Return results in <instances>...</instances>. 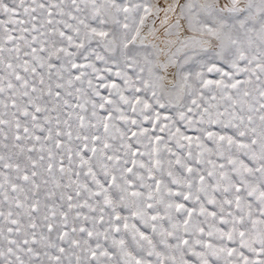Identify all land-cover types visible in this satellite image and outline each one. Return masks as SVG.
Wrapping results in <instances>:
<instances>
[{
    "label": "snow or ice",
    "instance_id": "obj_1",
    "mask_svg": "<svg viewBox=\"0 0 264 264\" xmlns=\"http://www.w3.org/2000/svg\"><path fill=\"white\" fill-rule=\"evenodd\" d=\"M0 264H264V0H0Z\"/></svg>",
    "mask_w": 264,
    "mask_h": 264
}]
</instances>
